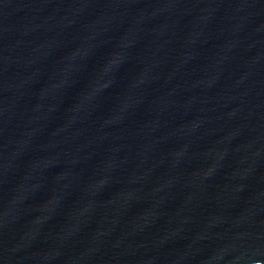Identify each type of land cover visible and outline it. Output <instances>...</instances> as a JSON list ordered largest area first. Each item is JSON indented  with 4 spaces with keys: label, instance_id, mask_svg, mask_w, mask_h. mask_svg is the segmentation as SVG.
<instances>
[{
    "label": "water",
    "instance_id": "water-1",
    "mask_svg": "<svg viewBox=\"0 0 264 264\" xmlns=\"http://www.w3.org/2000/svg\"><path fill=\"white\" fill-rule=\"evenodd\" d=\"M0 264H264V0H0Z\"/></svg>",
    "mask_w": 264,
    "mask_h": 264
}]
</instances>
